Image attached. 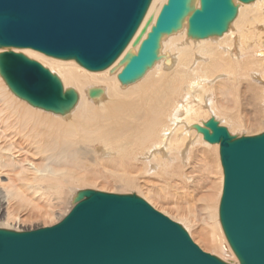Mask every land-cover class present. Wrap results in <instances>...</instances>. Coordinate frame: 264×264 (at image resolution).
Listing matches in <instances>:
<instances>
[{"label": "bare ground", "instance_id": "bare-ground-1", "mask_svg": "<svg viewBox=\"0 0 264 264\" xmlns=\"http://www.w3.org/2000/svg\"><path fill=\"white\" fill-rule=\"evenodd\" d=\"M166 2L152 0L121 58L129 50L137 52L134 40L150 18L154 25ZM196 3L199 7V0ZM235 3L238 15L223 36L188 38L186 19L182 30L162 40L161 59L128 86L117 78L123 67L111 73L121 58L107 70L90 72L75 61L14 50L49 68L65 89L78 93L79 100L68 115H55L14 96L0 77V219L5 220L1 229L11 230L10 223L20 222L22 215L55 218V208L66 203L70 192L76 195L75 187L108 175L115 185L137 190L146 203L182 224L205 245L200 241V247L237 264L218 216L223 187L219 145L205 142L192 128L204 126L211 115L232 134L238 132L243 126L237 107L242 90L251 101L261 102L264 115V0ZM92 90L100 93L92 97ZM260 125L264 130V123ZM193 154L208 162L188 168L185 160H192ZM196 169L218 174L219 180L211 181L194 211L189 198L203 181L193 175ZM147 174L163 178L168 186L143 185L140 177ZM227 253L234 259L229 260Z\"/></svg>", "mask_w": 264, "mask_h": 264}, {"label": "water", "instance_id": "water-1", "mask_svg": "<svg viewBox=\"0 0 264 264\" xmlns=\"http://www.w3.org/2000/svg\"><path fill=\"white\" fill-rule=\"evenodd\" d=\"M196 2L167 0L154 25L150 18L134 40L137 52L121 58L152 0H0V77L30 106L66 116L78 93L14 50L75 61L90 72L107 70L121 58L111 73L123 67L117 78L128 86L161 59L162 40L182 30L186 19L187 37L205 40L223 36L239 12L235 0H199V7ZM99 93L92 90L91 96ZM192 128L205 142L219 145L218 216L238 264H264V132L233 136L214 117ZM72 203L54 226L0 229V264H232L202 251L181 225L135 194L81 190Z\"/></svg>", "mask_w": 264, "mask_h": 264}, {"label": "rangeland", "instance_id": "rangeland-1", "mask_svg": "<svg viewBox=\"0 0 264 264\" xmlns=\"http://www.w3.org/2000/svg\"><path fill=\"white\" fill-rule=\"evenodd\" d=\"M32 60H35V59H32ZM35 61L37 62V60H35ZM38 63H40V62L38 61ZM41 65L44 66L43 64H41ZM240 93L242 95H241V99H240L239 104L237 105V107L240 109V113L242 115L241 120L243 122V126L240 128V130L238 132H235V134H232L231 132H230V134L233 135V136L234 135L238 136V137H243V136H248L249 137V136H256V135L262 134L264 132V130H263V126L260 125V124L262 122L264 123V115H263V113L261 111V107H262L261 102L251 101L253 99L250 98L249 93H247L246 95L243 94V93H245L244 90L240 91ZM243 97H245V98H243ZM230 107L233 108L234 106L231 105ZM238 113H239V110H238ZM210 118H212L211 115L207 118V120H209ZM259 121H260V124H257V122H259ZM221 126H223V127L228 129L227 125H222L221 124ZM198 148L200 149V147H198ZM191 159L192 160H189V158H188V159L185 160L184 165H187L188 168H191V167L195 166L196 163H198L199 165H202L204 163V161L208 162L203 157H198L197 158V154H193ZM211 161H212L211 164L214 165V156L211 157ZM194 172L195 173H193V175L202 176V178H203V181H200L201 185H200L198 191L193 192L192 196L189 198V199H191V205L193 206L194 211H196L197 208L200 206V204L198 203V200L201 198V194L205 193L209 189H211V187H212L211 184H210L211 181L217 182L219 180V176H218V174L211 175V176H209L207 174L205 175V173H202L200 171V169H196V170H194ZM118 174H123V173L118 172ZM131 175L134 176V173L131 172ZM140 180H141L140 182L143 185L144 184H147V185L161 184L159 186L160 187H164V188L168 186V182L166 180H164L163 178H160V177H154L151 174L150 175L147 174V175H145V177L141 176ZM208 187H210V188L207 189ZM81 190H95V191H100V192H105V193H110V194H120V195L135 194L138 197L142 198L144 201L148 202L145 199V197H143L142 195H140L138 193L137 190H135V189L127 190L126 188H123L120 185H115L114 178L111 177V176H108V175L91 177V182H89L88 184H85V185H80L78 187H75L74 192L77 193L78 191H81ZM212 192H215V186L212 188ZM73 199H74V196H72V193L70 192V194L66 198V201H65L66 203L65 204L61 203V205H59V206H57L55 208V210H54V211H56L55 212V218H47L45 216H40L39 217V216H37V213H34L33 216H31L30 218L25 216V215H22V219H21L20 222H17V223L12 222L13 224L10 223L9 227L12 228L11 230H15V231L18 230V229H20L22 231H29V230H35V229H38V228H47V227L54 226L57 223H59L71 211V209L73 208V203H72ZM219 203H220V200H219ZM148 204L151 205L159 213L165 215L164 213H162L161 211L156 209L152 204H150V203H148ZM218 208H219V206H218ZM165 216H167V215H165ZM168 218H170V217H168ZM172 221L178 223L177 221H174V220H172ZM2 223H5V220H1L0 229H1V227H4V225ZM178 224H180V223H178ZM180 225L184 228V226L182 224H180ZM184 229L186 230V232L188 233V235L190 236L192 241H194V243L196 245H198V243H200L201 240L197 239L198 240L197 241L196 240L197 237L193 238L192 235L190 234V232H188L186 228H184ZM201 243H202V241H201ZM198 247L200 249H202L205 253H208L210 255L216 256L219 259L223 260L222 257H224V256L221 257L220 254H216V253L214 254V252H211L210 250H206V249H204V247L202 248V246L200 247L198 245ZM226 255H227L226 257L228 259L230 257L229 260H233L234 259V258L231 259V256L228 253ZM225 259L226 258L224 257V260Z\"/></svg>", "mask_w": 264, "mask_h": 264}]
</instances>
